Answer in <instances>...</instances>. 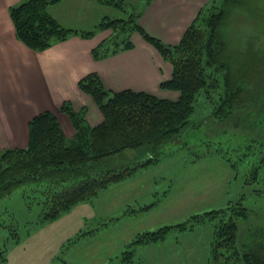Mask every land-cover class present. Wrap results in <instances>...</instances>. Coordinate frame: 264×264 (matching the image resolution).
Returning a JSON list of instances; mask_svg holds the SVG:
<instances>
[{
    "label": "trees",
    "instance_id": "1",
    "mask_svg": "<svg viewBox=\"0 0 264 264\" xmlns=\"http://www.w3.org/2000/svg\"><path fill=\"white\" fill-rule=\"evenodd\" d=\"M57 1L21 0L9 7L15 35L27 47L43 50L73 35L89 38L109 30V35L91 49L94 59H102L131 48L130 36L137 32L170 63L171 76L160 86L177 91L178 97L169 100L131 89L112 91L105 88L97 73L89 72L79 79L78 87L102 114L100 123L89 125L85 111L74 110L68 100L60 109L73 126L71 137L65 136L52 111L32 116L27 123L26 146L0 150V199L21 186L24 198H30L28 204L34 201L39 206V223L56 219L75 204L91 200L108 185L156 161L162 146L176 139L188 124L201 92L212 103L211 114L217 124H232L246 129L248 135L264 127V122L259 124L264 121V53L256 54L249 66L235 71L222 57L225 41L220 28L228 12L226 7L241 0H221V7L215 6V0H208L175 45L148 34L138 22L142 10H126L123 0H97L116 8L121 15L106 14L89 29L59 23L47 10ZM125 149L131 152L124 157ZM262 151L250 160L248 174L253 180L264 178V172H260L264 171ZM226 160L236 167L234 160ZM247 210L240 198L187 221L190 225L205 219L213 221L210 264H264V227L249 229L242 246L236 244L237 220L246 217ZM10 226L8 239L17 242V226ZM177 226L185 229L186 223ZM171 227L137 234L130 244L161 240ZM6 249V244L0 243V264L6 260Z\"/></svg>",
    "mask_w": 264,
    "mask_h": 264
},
{
    "label": "rangeland",
    "instance_id": "2",
    "mask_svg": "<svg viewBox=\"0 0 264 264\" xmlns=\"http://www.w3.org/2000/svg\"><path fill=\"white\" fill-rule=\"evenodd\" d=\"M123 1L126 10L133 6L137 12L144 0ZM222 1L215 0V6L221 7ZM76 6L90 16L78 17L76 23L98 21L104 14L121 15L94 0ZM226 8L220 28L225 41L222 57L235 71L264 53V0H241ZM211 110L212 103L199 93L188 124L162 146L156 161L54 220L39 223L38 204H28L22 187L14 188L0 199V223L5 225L0 226V243L7 248L4 264H210L213 221L192 225L187 221L240 198L248 209L247 216L237 220L236 244L241 247L249 229L264 227V178L253 180L248 174L250 160L264 150V127L248 135L232 124H217ZM130 152L125 149L122 154ZM226 157L235 161L236 169ZM11 223L17 226V242L8 239ZM182 223L185 229L177 226ZM162 226H172L163 239L130 244L137 234Z\"/></svg>",
    "mask_w": 264,
    "mask_h": 264
},
{
    "label": "crops",
    "instance_id": "3",
    "mask_svg": "<svg viewBox=\"0 0 264 264\" xmlns=\"http://www.w3.org/2000/svg\"><path fill=\"white\" fill-rule=\"evenodd\" d=\"M20 1L0 0V150L26 146L28 120L43 110L52 111L65 136L71 137L73 126L60 109L65 100L74 110L85 111L89 125L100 123L102 114L92 98L78 87L79 79L89 72L97 73L105 88L112 91L131 89L177 99V91L160 86L171 76L170 63L139 33L131 34V48L102 59H94L91 49L109 35V30L89 38L73 35L46 49L33 50L16 37L8 12ZM91 1L58 0L47 10L63 26L89 29L99 20L90 18L89 23H76L78 17H90L76 5L88 6ZM146 1L142 3L139 24L151 36L175 45L208 0ZM63 19L72 20L73 24L66 25Z\"/></svg>",
    "mask_w": 264,
    "mask_h": 264
}]
</instances>
